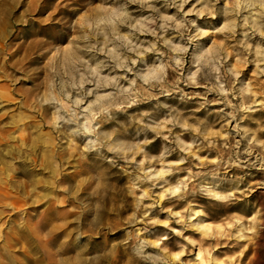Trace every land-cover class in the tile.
<instances>
[{"label": "rangeland", "instance_id": "1", "mask_svg": "<svg viewBox=\"0 0 264 264\" xmlns=\"http://www.w3.org/2000/svg\"><path fill=\"white\" fill-rule=\"evenodd\" d=\"M262 3L0 0V131L22 151L1 176L0 264H197L198 250L205 264H264V225L247 257L237 235L264 219V179L237 163L264 144ZM49 93L65 116L74 99L89 107L94 137L58 126L55 106L42 121Z\"/></svg>", "mask_w": 264, "mask_h": 264}, {"label": "bare ground", "instance_id": "2", "mask_svg": "<svg viewBox=\"0 0 264 264\" xmlns=\"http://www.w3.org/2000/svg\"><path fill=\"white\" fill-rule=\"evenodd\" d=\"M264 8V3L259 4V11L261 9ZM249 19H251V23L256 26L257 20L255 18L252 17V15L249 16ZM66 60H61L62 64H64ZM146 77H144L143 79H145ZM97 84V82H95ZM40 88L41 85H38L36 87V91H38V94L40 93ZM65 97V98H64ZM5 98L0 94V101H4ZM63 100L65 102H68L69 100V96H66L65 94H63ZM48 106H55V114H56V118L54 119L55 122L57 123V125H61L62 127H70L73 125L74 132L71 133L72 136H76L79 139H81V137H86L87 136H91L92 138L94 137V129L93 127L95 126L93 123V118H91L90 115V108H84L82 109V102L74 99L73 102L71 103V112H69L70 114H68L67 116H65L64 114V109L63 106H61L60 101H58L55 97H53L50 93L49 95H45L42 96V98L39 101V109H41L42 111L39 113L40 118L42 119V121L46 122V115L48 113ZM41 107H46L45 109H42ZM259 105H256L255 108H258ZM4 108V106L2 107ZM250 108H246L244 109V111H246V113L250 112ZM21 121V119H19L16 123H10L7 125V127H11L12 129L16 128V124H18ZM229 125V124H228ZM32 128V127H31ZM36 128V127H34ZM8 129V128H6ZM6 129L1 130L0 132V189L3 188L4 190L7 189H11L12 188V184L9 181H2L1 180V176L3 174V172H5L6 168V163L5 160L9 159L11 160L12 158H19L21 159L22 156H20V154H22V151L19 150V148L17 147H12L10 146V142L13 141L14 139L11 138V133L6 131ZM73 131V130H72ZM81 134V135H79ZM30 135L27 134L24 137H21V142L23 144L28 143L29 137ZM235 137L238 138V134H234ZM37 141L34 142L35 144H37L39 141V139H36ZM42 143H44V141H41ZM240 142V141H239ZM30 143V142H29ZM31 145H34L31 142ZM251 144L249 143L248 146H250ZM89 146H92V143H89L86 148H88ZM25 147V146H24ZM122 147V146H121ZM89 149V148H88ZM120 149V148H119ZM236 150V149H235ZM24 156V155H23ZM66 156H59L55 158V162H57L58 164L62 163L64 158ZM24 158V157H23ZM27 158V156H26ZM26 158H24L22 165H25L26 162H29L30 164H35V158H33V160L27 161ZM67 160L70 159V156L66 157ZM238 165L242 166L241 169H243V171H245L246 173H252L251 175H255L253 178H259V177H263L262 179H264V144L260 143V142H256V146H255V150L253 148H250V150H248L247 153L245 154H241L238 155ZM54 160V159H53ZM52 158L50 157L48 160L45 159L44 161H42L40 163V168L42 170H48L50 172V174H54L55 169L52 166V162H53ZM32 164V165H33ZM234 165V164H233ZM224 167H226V169H232L231 166H227L225 165ZM150 168V167H149ZM151 169V168H150ZM218 172V169H215L213 171H211V173L216 174ZM33 171L30 172H22L19 175L23 176L24 178H32L33 176ZM198 175H200V172L198 174H195L193 178L198 177ZM207 175L209 176L210 174L207 173ZM211 176V175H210ZM147 179H151L153 180V182L155 183H159L161 182L162 184H164L165 178H164V173H162L161 171H149V173L146 175ZM253 180V179H251ZM255 180V179H254ZM256 191H259V197L264 198V180L260 181L258 183H256L254 185ZM252 188L250 186H248V190ZM249 192L251 193V190H249ZM176 192H172L171 194H175ZM162 197L159 195L158 196V201H160ZM232 199H234V196H232ZM264 212V211H262ZM256 220L252 219L250 221H245L242 223H239L238 225V229H237V235H238V239L243 243L242 248H243V253H242V257H247L249 252H255L254 248L257 247V240L259 237V230H257V227H261L264 225V219L262 218L263 215L261 216L260 213L256 214ZM254 216V217H255ZM54 221V219H53ZM198 226V229L201 231H206L207 230V226L198 223L196 224ZM40 227L37 225V231L39 230ZM60 235L57 234H51V242L56 240ZM255 258V255L253 254L252 257H250V259H248V261L245 264H251L252 259ZM241 261V260H240ZM239 261V264H241V262ZM197 264H205L206 261L204 260V258L201 255V251L198 250L194 261Z\"/></svg>", "mask_w": 264, "mask_h": 264}]
</instances>
